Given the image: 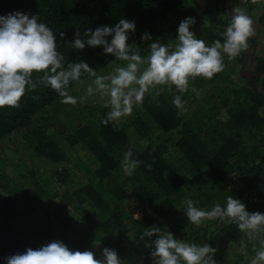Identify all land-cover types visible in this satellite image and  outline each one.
I'll return each mask as SVG.
<instances>
[{
  "label": "trees",
  "instance_id": "16d2710c",
  "mask_svg": "<svg viewBox=\"0 0 264 264\" xmlns=\"http://www.w3.org/2000/svg\"><path fill=\"white\" fill-rule=\"evenodd\" d=\"M198 2L0 0V15L14 11L39 15L54 32L65 68L84 60L98 73L113 64L109 62L114 57L103 54L100 47L73 49L68 44L75 32L86 39L85 31L112 27L121 18L134 21L135 30L129 33L127 42L146 56L151 42L158 39L166 44L176 38L183 19L196 18ZM224 13L218 0H207L197 32L194 25L190 30L206 45L222 41L220 34L230 22ZM144 33H149L152 40H142ZM241 57L238 54L230 60ZM222 58L224 68L229 64L228 56L222 54ZM42 75L32 74L35 86H26L19 107L0 108V148L4 149H0V194H5L0 199V264L8 256L56 240L70 250L85 251L95 238L102 249H114L122 264H153L147 239H139L144 228L151 226L168 230L189 243H208L217 249L216 264H240L245 254L255 255L259 240L249 239L230 222L223 228L219 219L215 226L208 220L203 226L192 227L184 213V201L191 199L195 206L208 210L217 203L223 206L226 196L232 195L245 204L247 211L264 213V79H255L253 84H261L252 87L233 65L211 78H190L183 93L165 89L156 97L144 95L131 115L123 117L126 124L111 122L105 126L100 123L104 112L98 104L79 102L75 88L90 78L87 74L68 85V93L78 101V108L69 114L63 113L62 98L37 82ZM176 95L182 101L179 108L172 103ZM55 109L57 114L52 113ZM60 113L75 122L68 130H61ZM129 128L141 144L130 142ZM13 135H19L32 152L29 161L48 168L58 188L75 182L74 188L56 191L49 180L39 178V168L31 165L18 174L25 186L17 188L14 177L3 172L6 160L15 159L10 153L15 145H8ZM55 136L68 147L63 149ZM75 145L88 153L81 163L70 151ZM129 149L140 163L131 175H125L121 161ZM70 164L80 174L72 173ZM50 189L53 193L48 196ZM137 203L141 217L135 220ZM75 206L89 208L77 225L71 222L70 214ZM40 211L41 216H36ZM31 219L36 220L34 225L28 223ZM226 241L236 243L243 254L238 253L233 261H223L221 248ZM93 253L99 259L101 253Z\"/></svg>",
  "mask_w": 264,
  "mask_h": 264
},
{
  "label": "clouds",
  "instance_id": "9594fccd",
  "mask_svg": "<svg viewBox=\"0 0 264 264\" xmlns=\"http://www.w3.org/2000/svg\"><path fill=\"white\" fill-rule=\"evenodd\" d=\"M194 24L195 18L186 17L178 25L174 44L160 43L157 39L150 43L146 56L127 42L129 33L135 30L134 21L121 18L112 27L105 25L85 31L83 37L86 39L75 32L68 44L73 49L100 47L103 54L114 57L109 63L124 62L113 72L99 75L84 60L69 63L65 68L54 32L40 21L39 15L18 11L0 15V108L19 107L26 86H35L32 74L41 72L43 75L37 82L54 90L62 98L61 103L76 104L77 98L68 93V85L70 81L79 82L82 74H87L91 80L79 102L99 95L107 109L100 123L107 126L131 115L133 107L143 102L150 88L166 85L171 89L174 86L183 93L190 78H211L222 71V54L229 59L237 56L253 31L251 17L240 8L233 9L230 22L220 34L222 41L215 40L211 45H206L190 30ZM60 36L63 38L64 33L60 32ZM141 39L151 41L152 37L144 33ZM172 103L179 108L181 97L174 96ZM139 163L130 149L123 153L121 168L125 175H131ZM184 205L190 224L199 225L205 219L227 220L249 239H258L260 247L255 249L249 264H264V213L247 211L245 204L232 195L226 196L223 206L217 203L209 210L195 206L191 199H186ZM133 218L138 220L139 214H133ZM139 239H147L153 264H216L217 249L206 242L189 243L156 226L144 228ZM102 257L94 258L89 250H70L56 240L8 256L4 264H122L114 249H102Z\"/></svg>",
  "mask_w": 264,
  "mask_h": 264
},
{
  "label": "rangeland",
  "instance_id": "374dc122",
  "mask_svg": "<svg viewBox=\"0 0 264 264\" xmlns=\"http://www.w3.org/2000/svg\"><path fill=\"white\" fill-rule=\"evenodd\" d=\"M259 3L262 5V10H264V0H259L258 4ZM217 16H220V15L217 14ZM175 39L170 40L167 43L168 44H174L175 43ZM226 60L225 61L227 63H229V64L226 65V66H224L223 70L225 72L228 71V67L230 68V66H233V65L238 70L239 65H236V64H238L236 61L232 60V61H234L236 63V64L234 63L232 65L231 64L232 61L229 58H227ZM123 64L124 63H122V64H116V63L110 64L109 66L105 67L103 70H100L97 74H99V75H107L108 73L113 72L114 69H115V67H117V66H123ZM233 78L234 79L236 78V75L235 74L233 75ZM90 80H91V78L87 79L86 81H84L82 84H80L78 87L75 88V90L79 93L80 97H82V96L85 95L86 88H87L88 84L90 83ZM165 89H169L170 91L173 90L174 92H178L174 88V86L170 89L166 85H160V86H156V87L150 88L149 91L145 93V95H151L153 97H156L159 92H161V91H163ZM77 103L76 104H64V103L61 104L60 103V106H61L64 114H66V113L69 114L71 112V109H72V111H74L75 109L78 108L77 107L78 106ZM83 103H85V104H98V108H99L100 111H103L104 114L107 111V109H105L103 107V99L99 95H94L92 97H88L85 100V102H83ZM57 112H58V110L55 109L52 113L53 114H57ZM263 113H264V110H263ZM39 115L40 114H38V116H36V118L39 117ZM45 115H47V114H45ZM59 116H60L59 121L62 123V126H63V128L61 130H63V129L64 130H68L71 127V125H74L75 122L73 121L72 117H70V116L69 117H65V115L64 116L62 115V113H60ZM116 122L125 123V124L127 123V122H125V118H121L119 121H116ZM56 128H60V127L57 126ZM126 132L128 133L129 140H130L131 143H133L135 145L141 144V142L138 141L137 136L135 135V133L131 132V129L130 128L129 129H126ZM52 133H48V135L51 134V136H52ZM55 141L63 149H65V148L68 147V145L63 140L61 141V139L58 136H55ZM8 142H9L8 143L9 146L15 145V149H10V153H14L15 154V159H13L12 162H9V161L6 160V167H5V169L3 168V172L5 171V174L6 175H9L11 177L12 176L14 177V181L16 182V187L17 188L22 187V185L25 186V184H23L18 179V174L20 172H23L24 173L25 172V169H30L31 168V167H29L30 165L31 166H35L36 168H39L38 169V171H39V178L41 180L45 181V182H47L49 180L53 184L52 187H55V190L56 191L60 192L63 189H65V190H72V188H74L75 182H73V184L71 183L69 185L62 186L61 188H58L57 185L54 183L53 178H51L50 175L47 173L46 169H48V168H46L43 164H40L37 161H29L28 157L32 155L31 154L32 152L30 151V149L28 148V146L26 145V143H24V141L22 140V138L19 135H16V136L13 135V136H11L10 139L8 140ZM0 149L4 150L3 148H0ZM70 151H74L75 158L77 159V161L79 163H81L82 161H84V159H86V157H88V153L85 150L80 149V145L73 146L72 148H70ZM19 162H23L24 164H21ZM70 166H71V169H72L71 170L72 173L75 172V174H80L79 171H76L75 170V167L72 166V164H70ZM52 193H53V189H50L49 190V193H48V196H51ZM4 196H5V194H0V199H2ZM77 207L78 206H75V209H71L70 210V214L72 215L71 222L73 224H76V225H77V222H78L80 216H82V214H84L89 209L86 206H82L80 208H77ZM134 207H136V209L134 210V213L133 214H136L137 213V210H139L141 208V206L137 203ZM210 208H211V206L209 207V209ZM205 210H207V209H205ZM92 212H95V211L93 210ZM140 214H141V212H140ZM36 216L40 217L41 216V211L38 212L36 214ZM208 220L212 222L213 226H215L217 224V219H215V220L205 219V220H202V222L199 224V226H203L205 223H207ZM28 223L34 225L36 223V220L35 219H31L30 221H28ZM228 223L229 222L227 220H224V221L221 222L220 227L223 228L224 225L226 226ZM191 226L192 227L193 226L194 227H197V226H195L193 224H191ZM101 249H102L101 242H99L95 238L94 241L92 242V244L89 246V248L87 250L92 251V252H97V251L100 252L101 254L99 256V259H102V250ZM221 249L224 251V255L222 257V258H224L223 261H225V260H231V261H233V260H235L237 258L238 253L242 252V253H240V255H242L243 252H244V250L242 251V248H240L239 246H237L236 243L233 242V243L230 244V242H227V241L225 242V245H223ZM251 258H252V254H245L244 257H243V260H242V262L240 264L249 263L250 260H251Z\"/></svg>",
  "mask_w": 264,
  "mask_h": 264
},
{
  "label": "flooded vegetation",
  "instance_id": "af4514ba",
  "mask_svg": "<svg viewBox=\"0 0 264 264\" xmlns=\"http://www.w3.org/2000/svg\"><path fill=\"white\" fill-rule=\"evenodd\" d=\"M218 1L225 11L224 17L226 19H231L234 8H240L253 21L252 35L248 37L246 46L239 53L242 57L237 58L236 62L239 65L238 72L240 75L252 87L257 88L261 83L253 84L254 80L264 79V10H262V5L258 4L259 0H244V5L240 0Z\"/></svg>",
  "mask_w": 264,
  "mask_h": 264
},
{
  "label": "water",
  "instance_id": "95a60500",
  "mask_svg": "<svg viewBox=\"0 0 264 264\" xmlns=\"http://www.w3.org/2000/svg\"><path fill=\"white\" fill-rule=\"evenodd\" d=\"M205 4H206V0H199V2H198V9H197L195 24H194L196 32H197V30L200 26V23H201V18H202V14H203Z\"/></svg>",
  "mask_w": 264,
  "mask_h": 264
},
{
  "label": "built area",
  "instance_id": "2783aa9c",
  "mask_svg": "<svg viewBox=\"0 0 264 264\" xmlns=\"http://www.w3.org/2000/svg\"><path fill=\"white\" fill-rule=\"evenodd\" d=\"M136 214H139L140 215L139 217H141V214H140V211L139 210H137V213Z\"/></svg>",
  "mask_w": 264,
  "mask_h": 264
}]
</instances>
